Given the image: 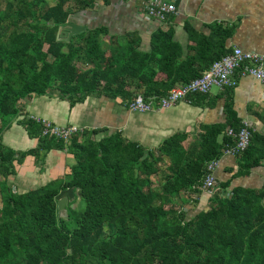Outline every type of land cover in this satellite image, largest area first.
Segmentation results:
<instances>
[{"label":"trees","instance_id":"1","mask_svg":"<svg viewBox=\"0 0 264 264\" xmlns=\"http://www.w3.org/2000/svg\"><path fill=\"white\" fill-rule=\"evenodd\" d=\"M99 1L111 2L0 0V264H264V187L221 182L208 210L194 217L185 210L199 204L207 164L236 144L227 131L244 127L231 104L229 123L203 127L187 148L188 134L176 133L146 158L145 148L119 132L98 138L105 130L84 129L58 140L25 114L35 96L57 94L72 108L93 93L127 104L140 95L151 101L200 76L196 62L210 67L221 58L205 61L198 49L184 59L173 30H159L149 52L140 50V38L117 37L107 27L59 39L60 27ZM222 35L209 43L219 47ZM15 122L40 140L37 150L4 143ZM253 134L239 157L240 177L264 165V135ZM56 148L76 159L67 178L14 191L16 165ZM70 186L83 205L69 204L68 218H59L56 196Z\"/></svg>","mask_w":264,"mask_h":264},{"label":"crops","instance_id":"2","mask_svg":"<svg viewBox=\"0 0 264 264\" xmlns=\"http://www.w3.org/2000/svg\"><path fill=\"white\" fill-rule=\"evenodd\" d=\"M166 1L176 4L179 13L169 16L165 22L148 14L147 0H111L108 4L99 1L93 9L75 14L72 21L87 30L107 27L117 37H138L142 40L140 50L145 52L151 51V42L159 30H173L175 42L181 48L184 59L198 49H203V54L209 57L205 61L217 55L222 58L234 47L248 53H264V0ZM216 33H224L217 37L221 43L219 47L217 42L214 45L209 43ZM195 67L202 68L203 73L211 66L198 61ZM236 76L238 85L229 91L218 87L213 90V87L207 94H194L188 101L166 110L134 112L120 97L111 99L104 94L93 93L75 108L59 99L57 94L35 96L26 103L24 111L28 118L48 121L58 127L105 130L97 135L98 138L119 132L148 153L156 151L176 133L188 134V139L183 143V147L187 148L203 133V127L229 123V104L242 125L248 123L255 133L264 135V82L250 75ZM184 84L179 83L174 87ZM3 139L8 147L18 152L34 151L41 146L40 140L31 139L18 122L5 132ZM41 155L38 160L27 156L23 164L16 165L17 174L9 179L14 191H33L56 179H66L76 162L73 154L66 149L56 148ZM216 160L219 161L215 171L216 185L203 190L199 204L189 203L185 206L191 217L209 209L210 199L221 182L231 181L230 189L240 185L264 187V165L240 177L238 156L226 155L223 151Z\"/></svg>","mask_w":264,"mask_h":264},{"label":"built area","instance_id":"3","mask_svg":"<svg viewBox=\"0 0 264 264\" xmlns=\"http://www.w3.org/2000/svg\"><path fill=\"white\" fill-rule=\"evenodd\" d=\"M146 10L151 17L163 22L169 16L179 13L177 5L166 0H147ZM237 74L238 77L250 75L264 82V53H248L234 47L231 52L215 61L202 75L184 85L172 88L167 95L154 97L151 101H147L145 97H137L128 105L134 112L145 113L166 110L180 102L188 101L194 94H207L211 92L213 87L221 89L236 87L238 85ZM38 121L45 125L46 136L55 137L58 140H69L73 135L84 130L77 127L63 128L48 121ZM253 133L254 130L248 123L244 124L239 134L234 129L227 131V134L236 140V144L225 146L223 149L224 154L241 158L253 144L255 136ZM218 164L219 161L216 160L207 165V174L202 186L204 190L213 188L216 185L215 171Z\"/></svg>","mask_w":264,"mask_h":264},{"label":"water","instance_id":"4","mask_svg":"<svg viewBox=\"0 0 264 264\" xmlns=\"http://www.w3.org/2000/svg\"><path fill=\"white\" fill-rule=\"evenodd\" d=\"M87 31V28L81 27L72 21L67 22L64 26L60 27L59 29V39L66 40L70 42L75 35L84 33ZM148 155V151H145L144 158ZM79 189L75 186L67 187L66 189L62 190L57 196L56 201L58 205V217L59 218H68V204H71L72 208L76 206V200H79Z\"/></svg>","mask_w":264,"mask_h":264},{"label":"rangeland","instance_id":"5","mask_svg":"<svg viewBox=\"0 0 264 264\" xmlns=\"http://www.w3.org/2000/svg\"><path fill=\"white\" fill-rule=\"evenodd\" d=\"M217 88L216 87H214L213 88V90H216ZM153 180H155L156 181V184H159V180H160V178H159V176H154L153 177ZM158 182V183H157ZM157 186V185H156ZM83 204L82 203H80L79 204V206H82ZM108 235L110 234V231L108 230V233H107Z\"/></svg>","mask_w":264,"mask_h":264}]
</instances>
